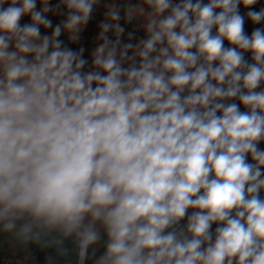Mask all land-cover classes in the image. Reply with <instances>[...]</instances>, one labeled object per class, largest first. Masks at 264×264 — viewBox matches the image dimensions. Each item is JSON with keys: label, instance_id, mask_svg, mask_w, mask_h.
<instances>
[{"label": "clouds", "instance_id": "obj_1", "mask_svg": "<svg viewBox=\"0 0 264 264\" xmlns=\"http://www.w3.org/2000/svg\"><path fill=\"white\" fill-rule=\"evenodd\" d=\"M42 2L0 0V229L24 242L73 237L78 264L95 256L101 229L94 264H264V91H254L264 29L246 35L238 11L257 0L129 4L128 22L145 17L136 44H122L113 4L88 72L84 49L58 37L78 42L100 0H61L67 19L50 36L40 27L52 28L54 9ZM247 15L260 23L264 9ZM231 98L249 111L223 103Z\"/></svg>", "mask_w": 264, "mask_h": 264}, {"label": "crops", "instance_id": "obj_2", "mask_svg": "<svg viewBox=\"0 0 264 264\" xmlns=\"http://www.w3.org/2000/svg\"><path fill=\"white\" fill-rule=\"evenodd\" d=\"M50 6L54 9V11L46 13L47 19L51 20L52 28L45 29L43 26L40 27L41 35H51L52 30L55 28L57 24H62L67 19L68 9L66 5L61 4V0H49ZM61 4L59 10H56V5ZM115 4L120 9L121 19L119 20V24L121 27L125 29L121 41L122 44L132 43L136 44L140 40L147 38L146 29L143 27L145 23V17L137 16L131 22H128L125 15L126 7L131 4L133 6H140L143 5V0H100L97 5H94L93 12L91 14V18L88 24L83 28L82 32L80 33V39L78 42H72L69 39V33L66 31H62L60 37L58 39L63 42V47H68L74 51H79L80 48L84 49L83 58L88 61L83 69L84 72L93 71L95 70L92 64V51L95 47L98 46L99 41L97 39L100 28L99 25L101 22H106L105 12L107 8L111 5ZM145 7V11H150L147 5H143ZM3 7H8V3H5ZM43 8L42 0H37L36 3V10H41ZM170 13V10H167L162 16H167ZM31 23V16L30 14L25 15L21 18L20 24L21 26L25 24ZM179 31V29H177ZM129 33L133 34L132 39H129ZM108 37L112 40H115L114 32L110 31L107 33ZM191 51H196L193 48ZM131 51L129 55H131ZM138 63V60H137ZM214 65H218V62H213ZM128 63L124 64V67H128ZM215 83V81H213ZM95 87V85H93ZM243 92H247V89H242ZM254 91H262L260 89H255ZM185 92L183 95H186ZM225 104H232L235 103L239 106V110L241 112H247L249 109L243 105V103L238 98H231L223 101ZM217 115H222V112H218ZM258 149L264 150V140H261L258 145ZM247 155V162L252 164L255 163L253 161L250 154ZM261 171L264 173V166H261ZM264 178V177H262ZM260 198L264 199V190L260 193ZM188 215H191L192 212L198 211L197 209L189 208ZM187 224V216L181 220L180 227H184ZM218 223H213L210 231L213 233V242L215 239V230L219 227ZM63 240V244L61 245L65 249H67L68 254L64 257H58L56 254V246L55 242L57 240ZM74 238L68 237L63 238L57 232L47 233L42 235V239L39 243L35 241L24 242L21 238L11 234L6 233L2 229H0V264L7 259L14 260L17 262H25L28 264H49V259L51 258V264H78L77 253L74 244ZM107 241V236L104 233L103 229H101V240L98 242L97 245H94L96 249L95 256L87 259L85 264H94L95 260L103 255L105 251V245ZM48 243L53 246L51 247H43V244ZM207 245H202V247H206ZM90 253L92 249H89Z\"/></svg>", "mask_w": 264, "mask_h": 264}, {"label": "built area", "instance_id": "obj_3", "mask_svg": "<svg viewBox=\"0 0 264 264\" xmlns=\"http://www.w3.org/2000/svg\"><path fill=\"white\" fill-rule=\"evenodd\" d=\"M172 2L175 4V3L181 2V0H172ZM195 2H196V0H193V3H195ZM208 2H209V0H202L203 4H207ZM262 9H264V0H257V2L254 5H251L249 7H245L243 4L238 5L239 14L244 17V26H243L244 32L249 37H251V35L255 29H264V20H262L260 23H254L248 17L247 13L249 11L259 12ZM169 10L171 11V9H169ZM216 11L218 13L220 11V9H217ZM216 33H217V28L213 27L212 34L215 35ZM224 47L230 48V47H233V45H231L227 40H225L224 41ZM243 56H244L245 61L248 62V64L254 63V60L252 58V53L250 51L243 52ZM258 89L264 91V83H261L260 86L258 87ZM3 264H28V263L17 262L14 260L7 259L3 262Z\"/></svg>", "mask_w": 264, "mask_h": 264}]
</instances>
